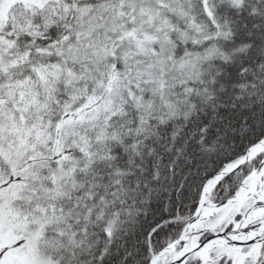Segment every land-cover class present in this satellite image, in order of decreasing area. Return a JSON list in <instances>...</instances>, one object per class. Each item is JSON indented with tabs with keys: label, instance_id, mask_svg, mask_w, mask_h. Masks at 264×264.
<instances>
[{
	"label": "snow or ice",
	"instance_id": "obj_1",
	"mask_svg": "<svg viewBox=\"0 0 264 264\" xmlns=\"http://www.w3.org/2000/svg\"><path fill=\"white\" fill-rule=\"evenodd\" d=\"M0 264H264V0H0Z\"/></svg>",
	"mask_w": 264,
	"mask_h": 264
}]
</instances>
